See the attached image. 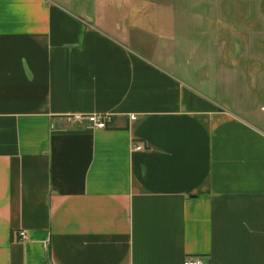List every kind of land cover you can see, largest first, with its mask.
<instances>
[{
  "label": "crops",
  "instance_id": "crops-1",
  "mask_svg": "<svg viewBox=\"0 0 264 264\" xmlns=\"http://www.w3.org/2000/svg\"><path fill=\"white\" fill-rule=\"evenodd\" d=\"M105 2L0 0V264H264V116Z\"/></svg>",
  "mask_w": 264,
  "mask_h": 264
},
{
  "label": "rangeland",
  "instance_id": "rangeland-1",
  "mask_svg": "<svg viewBox=\"0 0 264 264\" xmlns=\"http://www.w3.org/2000/svg\"><path fill=\"white\" fill-rule=\"evenodd\" d=\"M123 1L98 3L100 13L146 15L134 33L177 62L169 68L252 121L264 116V0Z\"/></svg>",
  "mask_w": 264,
  "mask_h": 264
},
{
  "label": "built area",
  "instance_id": "built-area-1",
  "mask_svg": "<svg viewBox=\"0 0 264 264\" xmlns=\"http://www.w3.org/2000/svg\"><path fill=\"white\" fill-rule=\"evenodd\" d=\"M131 119H135V116H131ZM89 123L95 129L105 130L107 129L113 121L111 115H91L87 117ZM135 149L140 151L143 150V145H135ZM22 240L27 238V232L25 230H21L16 233ZM203 259L201 257H189L185 260L184 264H202Z\"/></svg>",
  "mask_w": 264,
  "mask_h": 264
}]
</instances>
